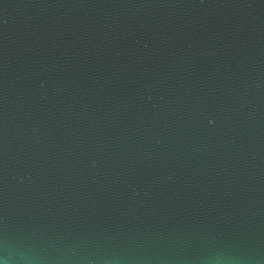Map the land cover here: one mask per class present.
<instances>
[{
	"label": "water",
	"instance_id": "95a60500",
	"mask_svg": "<svg viewBox=\"0 0 264 264\" xmlns=\"http://www.w3.org/2000/svg\"><path fill=\"white\" fill-rule=\"evenodd\" d=\"M0 264H264V0H0Z\"/></svg>",
	"mask_w": 264,
	"mask_h": 264
}]
</instances>
